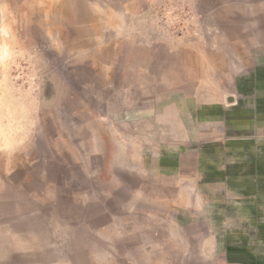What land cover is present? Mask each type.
<instances>
[{"label":"rangeland","instance_id":"374dc122","mask_svg":"<svg viewBox=\"0 0 264 264\" xmlns=\"http://www.w3.org/2000/svg\"><path fill=\"white\" fill-rule=\"evenodd\" d=\"M251 142L264 0H0V264L237 258L182 198Z\"/></svg>","mask_w":264,"mask_h":264},{"label":"crops","instance_id":"0c3cea01","mask_svg":"<svg viewBox=\"0 0 264 264\" xmlns=\"http://www.w3.org/2000/svg\"><path fill=\"white\" fill-rule=\"evenodd\" d=\"M235 119L242 120L240 116ZM226 147L230 155L219 164L217 188L206 190L203 187L200 193L196 185L191 189V184L187 183L188 196L185 198L183 194L182 200L187 201L186 210L190 215L208 218V230L217 239L218 248L237 257L226 255L220 258V263L247 264L246 259H238L243 253L240 250L264 248V144L234 143ZM210 189H217V197L207 195ZM176 197L179 200L177 194ZM171 199H175L174 194ZM201 205L202 214L199 213ZM211 218H218V221ZM249 261L250 264H264L253 256Z\"/></svg>","mask_w":264,"mask_h":264}]
</instances>
